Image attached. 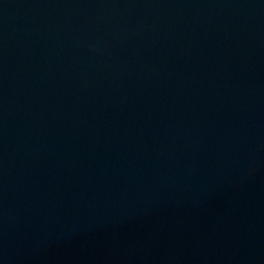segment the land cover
I'll list each match as a JSON object with an SVG mask.
<instances>
[{"label": "water", "instance_id": "water-1", "mask_svg": "<svg viewBox=\"0 0 264 264\" xmlns=\"http://www.w3.org/2000/svg\"><path fill=\"white\" fill-rule=\"evenodd\" d=\"M0 264H264V0H0Z\"/></svg>", "mask_w": 264, "mask_h": 264}]
</instances>
